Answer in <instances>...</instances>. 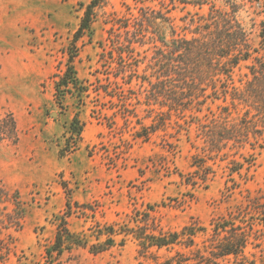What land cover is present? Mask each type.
Masks as SVG:
<instances>
[{"label": "rangeland", "instance_id": "374dc122", "mask_svg": "<svg viewBox=\"0 0 264 264\" xmlns=\"http://www.w3.org/2000/svg\"><path fill=\"white\" fill-rule=\"evenodd\" d=\"M88 1L0 0V118L13 116L17 137L0 140V187L17 191L26 208L18 227L9 226L0 234V264H18L19 258L24 264H45L44 249L55 233L53 215L66 210L68 199V224L74 231L94 221H126L135 211L148 215L151 229L166 231L191 223L207 225L211 218L245 206L252 197L264 207V147L248 146L245 151L254 152L247 158L252 165L246 167L244 162L238 172L231 171L233 164L227 159L210 160L209 175L201 181L204 169H197L191 160L198 153L194 129L188 141L173 126L146 139L135 136L137 121L148 122L143 103L146 85L129 80L113 55L95 43L102 40L107 51L120 47L118 31L110 37L108 29L113 22L138 15L140 7L170 17L169 23L160 21L165 39L170 38L171 26L176 34L189 36L183 19L187 11H198L193 4L182 8L177 2L173 7L170 0H99L93 39L83 35L77 41L74 60L79 77L90 85L89 97L85 105H78L67 95L66 110L60 112L54 102V81L65 69L66 47L83 14L79 3ZM236 1L244 4L237 15L255 45L264 12L249 0ZM145 48L135 49L142 61L139 72L152 55ZM75 113L83 123L81 137L68 151H61ZM234 158L239 159L236 154ZM197 241L202 243L201 238ZM175 249L152 248L151 254L160 260ZM147 262L128 239L99 253L76 247L53 263Z\"/></svg>", "mask_w": 264, "mask_h": 264}, {"label": "trees", "instance_id": "16d2710c", "mask_svg": "<svg viewBox=\"0 0 264 264\" xmlns=\"http://www.w3.org/2000/svg\"><path fill=\"white\" fill-rule=\"evenodd\" d=\"M182 5L193 4L196 12L184 15L183 30L190 35L176 34L170 27V38L165 39L160 21L170 17L148 7H140L138 15L113 22L108 35L118 31L120 47L106 50V44L97 40V46L113 55L119 71L129 80L134 78L144 87V105L147 123L137 121L135 136L149 138L152 133L173 126L183 132L187 141L193 128L198 143L191 156L192 165L204 169L200 180L209 175V161L227 159L231 171L240 170L247 158L254 155L245 149L264 147V23L254 45L238 12L243 3L236 0H170ZM99 0L80 2L83 14L74 35L66 47L65 69L54 81V102L60 112L66 110L64 98L71 95L77 104L85 105L89 84L79 77L74 60L78 55L77 41L87 35L93 39L96 20L95 8ZM103 2V1H102ZM251 6L264 12V0H249ZM206 5V10H202ZM168 12V11H167ZM121 35V36H119ZM146 47L152 55L144 68L136 47ZM114 53L116 54L114 56ZM119 60V61H117ZM134 61L136 63H134ZM129 82V81H128ZM131 82V81H130ZM214 105V107L212 106ZM83 123L78 114L72 116L69 136L61 151L75 146L81 137ZM16 137V126L11 114L0 118V140ZM193 144V143H192ZM239 159H235L234 155ZM229 156H233L229 159ZM248 204L213 217L207 225L185 224L176 230H155L147 224L148 215L135 211L126 221L101 224L94 221L86 229L74 231L69 227V199L61 215H53V241L44 249L45 264H54L73 248H87L99 253L115 245L133 241L138 254L147 264H264V207L256 197ZM26 208L17 191L10 193L0 187V234L7 227L17 228ZM199 238L202 243L198 245ZM1 241V239H0ZM174 250L173 255L158 259L151 249ZM251 249V250H249ZM18 264L21 258L18 259Z\"/></svg>", "mask_w": 264, "mask_h": 264}]
</instances>
